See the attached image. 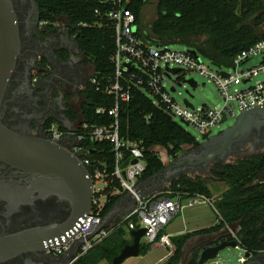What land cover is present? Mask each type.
I'll list each match as a JSON object with an SVG mask.
<instances>
[{
  "label": "trees",
  "instance_id": "trees-1",
  "mask_svg": "<svg viewBox=\"0 0 264 264\" xmlns=\"http://www.w3.org/2000/svg\"><path fill=\"white\" fill-rule=\"evenodd\" d=\"M40 20L55 29L62 23L66 33L77 43L83 60L92 64L93 72L80 90V105L70 108L67 116L71 122L87 125L77 127V134L87 135V131L100 125H108L114 117L108 114L117 102L114 94L105 90L113 82L115 52L113 23L104 12L107 7L100 0H35ZM149 0H131L128 5L136 17V35L146 43L169 46L180 43L195 51L213 64L230 67L234 57L259 40L264 39V0H156L155 16L144 22L142 13ZM130 99L118 103L119 134L124 140L141 141L145 170L137 183L160 172L167 163L163 162L153 149L160 146L170 159H175L184 147L195 148L199 142L175 121L163 106H156L146 92L136 86L130 89ZM98 108L104 109L97 113ZM55 120L49 119L48 129ZM58 128L66 130L61 123ZM87 147L89 173L99 169L105 172L106 185L102 194L106 200L101 217L113 208L125 194L119 181L112 175L116 166L115 151L109 141L83 140ZM131 159L123 151L120 161L126 168ZM264 171V154L247 157L232 163H215L211 169L213 178L190 177L180 174L169 182V196L183 198L204 195L212 198L209 183L224 182L227 185L214 208L218 222L210 227L176 236L171 239L173 253L161 264H198V252L182 263V247L193 235L219 231L227 225L239 223V246L254 252L264 248V183L256 181V176ZM162 189V190H163ZM118 191L117 194L114 192ZM99 195V194H98ZM132 220H136L135 217ZM129 219L118 220L111 233L95 244L87 252L80 254L72 264H98L112 260L133 238L125 239ZM109 228V226H105ZM132 232V230H131ZM162 234V232H161ZM150 244L140 243V256L145 255Z\"/></svg>",
  "mask_w": 264,
  "mask_h": 264
},
{
  "label": "built area",
  "instance_id": "built-area-1",
  "mask_svg": "<svg viewBox=\"0 0 264 264\" xmlns=\"http://www.w3.org/2000/svg\"><path fill=\"white\" fill-rule=\"evenodd\" d=\"M100 1L107 7L104 14L112 21L114 31L115 52L112 56L114 78L105 90L108 94H114L117 99L115 106L108 111V114L114 117V121L108 125L90 128L87 137L77 134V127L80 125L83 129L87 128L85 123L80 122L75 123L71 131L62 130L58 128V124L52 123L47 129V134L52 141H69L70 149L81 156L86 166L91 162L83 140L88 138L90 141H109L116 158L112 175L119 181L121 189L134 198L133 208L123 217L129 219L125 239L130 238L131 230L144 227L143 238L146 243L150 245L159 243L163 247L172 248L174 246L170 235L161 234V230L185 207L209 203L214 208L215 200L204 195L188 198L169 196L170 191L164 189L151 194H139L136 190L137 179L144 172L146 165L143 146L141 141L124 140L120 137L118 103L129 101L133 85L140 87L152 99L154 105L163 106L173 119H180L182 123L192 126L201 136L205 133L210 135L212 129L220 124L223 118L227 120L228 116H235L247 108L264 106V78L253 82L255 76L264 74V39L237 54L232 65L224 69L209 60V63H205L204 57L195 51L174 50L169 46H156L144 42L136 35V17L128 6L131 0ZM257 55H262V60L255 66L247 67L246 62ZM174 68H178L179 71L172 74L170 70ZM185 72H195L212 81L221 96V105L190 107L172 97V91L167 89L165 82L172 77L177 78V83L182 82L185 79L183 76ZM90 80L96 83V79ZM240 84L248 85L238 87ZM172 88L176 90V86ZM103 111L102 108L96 110L97 113ZM160 148L162 147L155 146L153 149L157 150V153ZM123 151L128 152L131 159L126 168L120 165ZM157 154L159 156V153ZM133 159L137 160L136 163H132ZM89 174L94 181L93 203L89 214L80 218L76 226L66 232L65 236H61V243L56 240L55 245L52 243L45 245L47 254L59 256L70 251L75 245L76 259L111 233L112 227H100L103 221L100 214L104 205L102 198L105 197L102 191L107 182L105 172L95 169L92 175ZM134 217L135 221L132 220ZM225 227L239 244L236 232L230 229L229 225Z\"/></svg>",
  "mask_w": 264,
  "mask_h": 264
},
{
  "label": "flooded vegetation",
  "instance_id": "flooded-vegetation-1",
  "mask_svg": "<svg viewBox=\"0 0 264 264\" xmlns=\"http://www.w3.org/2000/svg\"><path fill=\"white\" fill-rule=\"evenodd\" d=\"M11 1L18 22L21 54L3 95L2 122L21 135L48 137L45 125L49 119L61 123L64 118L69 120L70 108L77 109L80 90L89 76L88 67L83 58L77 57L79 52L68 41L63 26L51 29L42 23L35 0ZM62 144L70 148L69 141ZM233 149V156L239 155L236 160L264 154V126L242 138ZM43 186L40 175L0 160V238L57 227L69 219V201L58 194L45 193ZM234 225L238 232L239 223ZM224 230L227 232L224 238L233 239L224 227L209 233L201 246L223 240L220 235ZM51 256L44 248L35 246L34 250L9 257L0 264H50ZM242 262L264 264V248L251 252L250 258Z\"/></svg>",
  "mask_w": 264,
  "mask_h": 264
},
{
  "label": "water",
  "instance_id": "water-1",
  "mask_svg": "<svg viewBox=\"0 0 264 264\" xmlns=\"http://www.w3.org/2000/svg\"><path fill=\"white\" fill-rule=\"evenodd\" d=\"M66 35L68 41L75 46L76 51L80 52L77 43L68 34ZM20 54L18 22L13 3L11 0H0V160L43 177L44 192L58 194L69 201L71 215L65 223L57 227L48 226L0 238V261L25 251L34 250L35 246L45 249V245L50 243L55 245L56 240L61 243V236H65L66 232L76 226L80 218L89 214L93 203L94 181L81 156L65 147L62 144L64 140L52 141L49 137L21 135L2 122L3 95ZM177 71H179L178 68L170 70L172 74ZM222 73L226 75L225 72ZM183 83H188L193 88L197 87V82L193 78L184 79L182 82H178L177 85L180 86ZM171 90L174 91V88ZM184 102L190 107L193 106L188 99H185ZM225 121L226 118H223L220 123ZM61 124L66 130H72L71 123L67 118H64ZM261 126H264V106L247 108L236 116L233 125L216 136L209 137V133L203 134L202 140L204 142L202 144L192 148L187 153H181L160 172L152 175L151 178L156 180L157 185H160L169 183L171 176L177 177L184 170H194L195 168L206 170L212 162L232 163L229 158L233 156L234 144ZM136 161V159H133L132 163H136ZM123 174L125 175L124 172ZM256 179L264 182V171L259 173ZM136 190L139 194L144 195L138 187H136ZM115 211L116 206L104 216L100 227H103L104 222ZM229 227L235 231L234 224L229 225ZM227 230L229 231V229ZM131 234L133 243L126 245L113 258L112 264H121L127 258L139 255L140 243L145 234V228L133 230ZM226 235L227 232L224 230L220 238H224ZM237 247H239L237 240H226L225 238L217 244H205L199 251L198 264H209L222 250ZM76 254L77 247L74 245L70 251L59 256H51L50 264H72ZM249 258L250 252L245 251L242 259ZM242 263V260H240L239 264Z\"/></svg>",
  "mask_w": 264,
  "mask_h": 264
},
{
  "label": "rangeland",
  "instance_id": "rangeland-1",
  "mask_svg": "<svg viewBox=\"0 0 264 264\" xmlns=\"http://www.w3.org/2000/svg\"><path fill=\"white\" fill-rule=\"evenodd\" d=\"M155 5H156V0H149L148 4L144 7L142 17L144 22H149L151 21L154 16H155ZM58 25L63 26L62 23H59ZM170 49L174 50H186L188 49L187 46L180 44V43H174L169 45ZM81 57L79 54L77 57ZM262 55H257L251 58L248 62H246L247 67L255 66L257 65L261 60H262ZM205 63H209L208 59L204 58ZM89 75L92 74L93 72V66L92 64H87ZM224 69H228L227 67H223ZM185 79H190L193 78L197 82V87L193 88L191 87L188 83H183L182 85L178 86L177 85V78L172 77L171 80H168L165 82L167 89L171 92V87L176 86V90L172 91V97H174L179 103H184L185 99H188L189 102L195 106L199 107L201 105H208V106H220L222 103L221 96L214 85L212 81L207 80L206 78L198 75L195 72H185L184 75ZM264 78V74H259L254 77L253 82L257 80H261ZM250 83V82H249ZM248 84H240L238 87H244ZM82 100L81 97L77 100V103L75 104L76 107L78 108L80 105V101ZM238 113H236L235 116H228L227 120L223 123H220L216 125L213 129L209 137L216 136L219 133L223 132L226 130L229 126L233 125L235 122L236 116ZM175 121H177L182 128L190 133L191 136L195 138L196 141L199 142V144H202L204 141L202 140V136L200 133L193 128L192 126H189L185 123H182L180 119L174 118ZM192 148L189 147H184V151L182 153H187L191 150ZM157 151V150H156ZM159 156L169 164L173 159H170V157L167 155V152L165 149L160 148L159 151ZM162 153V154H161ZM239 156V155H238ZM238 156H231L229 158V161L234 162L236 161ZM216 162H212L208 169L202 170L201 168H195L194 170H184L182 174H186L190 177H196V176H201V177H207V178H213V175L211 173V169L213 168V165ZM176 176H171L170 179L174 178ZM214 182L211 181L210 184ZM169 183H162L160 184V189L162 190L163 188L167 187ZM159 189V191H161ZM210 189L212 191V196L213 199L216 200L217 197L220 196L219 190L215 187V185H211ZM106 197H103V200H105ZM190 211H195L197 213V216L200 218L201 225L203 226H209L210 224L213 223V221L216 219V210L211 206L209 203H205L203 205H199L195 208L190 209ZM188 212V211H187ZM117 214L114 213L111 217H117ZM182 218L177 217L175 221L173 222V228L178 227L181 224ZM228 229V228H227ZM231 229V228H230ZM236 232V231H235ZM245 250H243L240 246L237 248H227L222 250L218 256L211 261L209 264H239L240 259L244 256ZM159 253H165L163 249L158 251ZM157 255L156 253H152L150 255H147L144 259H142L138 264H153L154 262L157 261ZM133 258V257H131ZM133 260V259H131ZM125 261V260H124ZM124 261L121 263L123 264ZM124 264H133L132 261H127Z\"/></svg>",
  "mask_w": 264,
  "mask_h": 264
},
{
  "label": "crops",
  "instance_id": "crops-1",
  "mask_svg": "<svg viewBox=\"0 0 264 264\" xmlns=\"http://www.w3.org/2000/svg\"><path fill=\"white\" fill-rule=\"evenodd\" d=\"M79 55L81 56V57H79V59H81L82 55L80 54V52H79ZM90 75L88 76L87 80L89 79ZM73 126H75V122H72L71 127H73ZM162 161L164 162V160H162ZM170 161H172V160H170ZM211 185H215V187L219 190L220 195L227 188V185L224 182H212L211 184L209 183V188ZM137 187L140 189V191L143 194H151L154 192H158L160 189V185H157L156 180L151 178V176L148 177L147 179L137 183ZM114 193L117 194L118 191H115ZM211 193H212V191H211ZM219 198H220V196L217 197L216 199H219ZM105 200H103V201L105 202ZM199 205H203V204H199ZM199 205L188 206V207H185L183 210L179 211L172 218V220L161 230L162 234H169L171 239H172L176 236L183 235L186 233H190V232H193V231H196L199 229L207 228V227H210V226L216 224L218 222V219H219V216L217 215V213H216V219L213 221L212 224H210L209 226L201 225V222L199 221L200 218L197 216V213L195 211H193V212L190 211V209L195 208ZM114 206H116V211L114 213H116L118 216L116 215L117 217H114L112 219H111V217H112L111 216L109 219H107L103 224L104 228H105V226L112 227V226H114V224L118 220H122L123 217L133 208L134 198L130 194L125 192V194L119 198V200L117 201V203ZM177 217L182 218L181 224L178 227L173 228V222L175 221V219H177ZM126 232H127V229H126ZM208 235H209V233L193 235L184 243V245L182 247V256H183L182 263L187 261L190 258V256H192L194 254V252L199 253L200 249L202 248L201 244L204 242L205 237H207ZM131 237L133 238V236L130 232V238ZM129 239H127V240H129ZM141 242L146 243L144 241V238H142ZM161 249H163L165 251V253H159L158 254V251ZM173 251H174V247L167 248V247L161 246L159 243H154L150 246L149 251L145 255H143V256H140V255L132 256L133 258L129 257L124 261V263L127 261H132L133 264H138L147 255H150L152 253H156V255L158 256L157 261L154 262L153 264H161V263H164L169 258V256L173 253ZM131 259H133V260H131ZM98 264H109V263L106 261H101Z\"/></svg>",
  "mask_w": 264,
  "mask_h": 264
}]
</instances>
